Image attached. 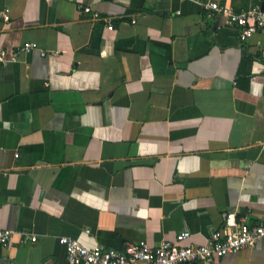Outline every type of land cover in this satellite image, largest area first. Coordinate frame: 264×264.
Instances as JSON below:
<instances>
[{
  "label": "crops",
  "instance_id": "crops-1",
  "mask_svg": "<svg viewBox=\"0 0 264 264\" xmlns=\"http://www.w3.org/2000/svg\"><path fill=\"white\" fill-rule=\"evenodd\" d=\"M209 1L264 18V0H0V51L36 47L0 63L1 264L264 218V27L242 40ZM192 264H264V239Z\"/></svg>",
  "mask_w": 264,
  "mask_h": 264
},
{
  "label": "built area",
  "instance_id": "built-area-1",
  "mask_svg": "<svg viewBox=\"0 0 264 264\" xmlns=\"http://www.w3.org/2000/svg\"><path fill=\"white\" fill-rule=\"evenodd\" d=\"M117 1V0H113ZM218 14H224L231 26L240 29V38L248 40L255 35L258 29L264 27V18L259 7H251L240 11H229L218 2L209 1L204 6ZM83 12L93 20H103L110 32L116 30L112 18L103 17L99 12L86 6ZM6 21L9 16L2 14ZM133 23H136L133 21ZM35 45L24 44L21 49L13 52L8 58L5 51H0V63L8 65L17 61L22 54H28ZM264 58V47L260 49ZM46 56V53H43ZM25 233H23L24 236ZM14 232L0 225V247L8 248L12 242ZM191 233L184 231L177 235L174 241H162L158 246L151 247L147 241L127 243L123 249H105L101 246L87 248L75 239L63 237L60 242L66 249L67 264H192L212 263L216 259L235 254L246 247L255 245L264 239V218L259 222L248 224L239 220L236 213L227 215L222 230L213 231L204 244H186ZM24 241L35 243L37 237L26 235ZM0 260V264H1Z\"/></svg>",
  "mask_w": 264,
  "mask_h": 264
}]
</instances>
